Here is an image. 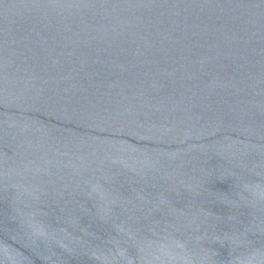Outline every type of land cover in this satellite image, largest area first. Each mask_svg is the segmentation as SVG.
Returning <instances> with one entry per match:
<instances>
[{"label":"water","instance_id":"1","mask_svg":"<svg viewBox=\"0 0 264 264\" xmlns=\"http://www.w3.org/2000/svg\"><path fill=\"white\" fill-rule=\"evenodd\" d=\"M0 264H264V0H0Z\"/></svg>","mask_w":264,"mask_h":264}]
</instances>
